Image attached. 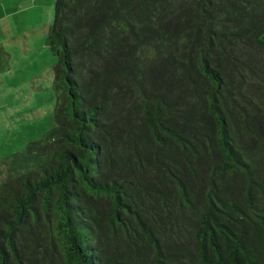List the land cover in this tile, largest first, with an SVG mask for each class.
<instances>
[{"label": "trees", "instance_id": "trees-1", "mask_svg": "<svg viewBox=\"0 0 264 264\" xmlns=\"http://www.w3.org/2000/svg\"><path fill=\"white\" fill-rule=\"evenodd\" d=\"M45 44L0 264H264V0H55Z\"/></svg>", "mask_w": 264, "mask_h": 264}, {"label": "rangeland", "instance_id": "rangeland-1", "mask_svg": "<svg viewBox=\"0 0 264 264\" xmlns=\"http://www.w3.org/2000/svg\"><path fill=\"white\" fill-rule=\"evenodd\" d=\"M55 0H0V163L54 126Z\"/></svg>", "mask_w": 264, "mask_h": 264}]
</instances>
